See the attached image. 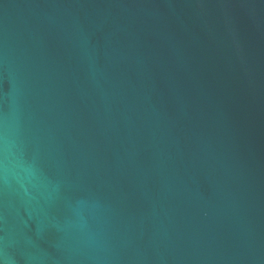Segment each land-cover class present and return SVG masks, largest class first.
I'll return each mask as SVG.
<instances>
[{
	"label": "water",
	"instance_id": "obj_1",
	"mask_svg": "<svg viewBox=\"0 0 264 264\" xmlns=\"http://www.w3.org/2000/svg\"><path fill=\"white\" fill-rule=\"evenodd\" d=\"M0 264H264V58L221 0H0Z\"/></svg>",
	"mask_w": 264,
	"mask_h": 264
}]
</instances>
